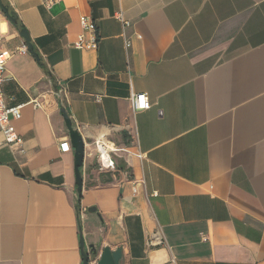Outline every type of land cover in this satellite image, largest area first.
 Here are the masks:
<instances>
[{
    "label": "crops",
    "instance_id": "0c3cea01",
    "mask_svg": "<svg viewBox=\"0 0 264 264\" xmlns=\"http://www.w3.org/2000/svg\"><path fill=\"white\" fill-rule=\"evenodd\" d=\"M42 1L0 0L17 19H0V50L22 139L0 132V264H82L81 250L96 264L103 248L118 264H264V0ZM83 17L94 50L73 48ZM19 25L39 62L17 52ZM63 111L84 142L80 194Z\"/></svg>",
    "mask_w": 264,
    "mask_h": 264
},
{
    "label": "built area",
    "instance_id": "2783aa9c",
    "mask_svg": "<svg viewBox=\"0 0 264 264\" xmlns=\"http://www.w3.org/2000/svg\"><path fill=\"white\" fill-rule=\"evenodd\" d=\"M60 0H43L44 6L50 9L52 6L57 4ZM116 18L122 22V27L125 29L129 26V22L124 19L121 12L115 14ZM98 44V33L96 31L95 23L87 17L80 19V33L77 39L74 41L73 48L79 50H94L97 48ZM126 47H130V42L126 40ZM26 46H21L17 49L20 54L27 53ZM7 56L4 52L0 50V132L4 138V144L9 147L22 146V139L18 135L16 128L14 127V121L21 118L20 109L21 106L7 107L5 104L4 97L2 96V84L4 80L5 64ZM33 106L37 108L39 102L36 100L32 102ZM150 107L148 98L146 94L139 93L138 95L132 96V108L139 110H147ZM93 148L95 151V157H97L98 167L101 170H114L116 168V161L113 154L118 150L115 144L108 140L106 136L100 135L93 140ZM72 150L69 142L63 141L60 145V151L70 152ZM142 180H137L132 178L129 184L132 187V193L135 195L137 193L138 186L141 184Z\"/></svg>",
    "mask_w": 264,
    "mask_h": 264
},
{
    "label": "water",
    "instance_id": "95a60500",
    "mask_svg": "<svg viewBox=\"0 0 264 264\" xmlns=\"http://www.w3.org/2000/svg\"><path fill=\"white\" fill-rule=\"evenodd\" d=\"M0 11L4 15L5 19L8 20L10 24H12L14 27L17 26V19L14 13H9L7 8L3 6V4L0 2ZM18 34L20 37L24 40V43L26 45L27 50L34 56L36 60H38V56L35 54L34 49L32 48L31 42H30V37L29 34L24 29H21ZM63 119L65 123V127H67L68 130V135H69V142L71 145V148L73 150V158H75V163H74V174H75V185L77 189V193L80 194L82 189V175L80 173L79 168L83 164V155H84V142L82 141V137L79 134L78 131L74 130L73 127L71 126V122L66 115V113L63 111ZM93 212L94 209H91ZM84 246L83 239L80 238V248L82 249ZM91 255L96 256L97 251L94 250V248L91 246L90 247ZM103 252L100 254L97 263L96 264H118L121 255H122V250L115 249L114 251H109L108 248H103ZM82 252V264H89L90 260V254Z\"/></svg>",
    "mask_w": 264,
    "mask_h": 264
},
{
    "label": "rangeland",
    "instance_id": "374dc122",
    "mask_svg": "<svg viewBox=\"0 0 264 264\" xmlns=\"http://www.w3.org/2000/svg\"><path fill=\"white\" fill-rule=\"evenodd\" d=\"M0 19H1V21L5 22L7 25L10 26V24H8L7 19H5L4 16L2 15V12L1 11H0Z\"/></svg>",
    "mask_w": 264,
    "mask_h": 264
},
{
    "label": "bare ground",
    "instance_id": "6f19581e",
    "mask_svg": "<svg viewBox=\"0 0 264 264\" xmlns=\"http://www.w3.org/2000/svg\"><path fill=\"white\" fill-rule=\"evenodd\" d=\"M5 26H6L5 23H1V27H2L3 29L5 28Z\"/></svg>",
    "mask_w": 264,
    "mask_h": 264
},
{
    "label": "trees",
    "instance_id": "16d2710c",
    "mask_svg": "<svg viewBox=\"0 0 264 264\" xmlns=\"http://www.w3.org/2000/svg\"><path fill=\"white\" fill-rule=\"evenodd\" d=\"M18 28H19L20 30L23 29V27H22L21 25H19ZM38 62H39V60H38ZM40 65H41V64H40Z\"/></svg>",
    "mask_w": 264,
    "mask_h": 264
}]
</instances>
